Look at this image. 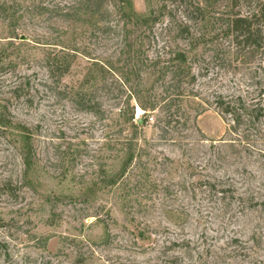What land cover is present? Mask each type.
Returning a JSON list of instances; mask_svg holds the SVG:
<instances>
[{
  "label": "trees",
  "instance_id": "obj_1",
  "mask_svg": "<svg viewBox=\"0 0 264 264\" xmlns=\"http://www.w3.org/2000/svg\"><path fill=\"white\" fill-rule=\"evenodd\" d=\"M144 1L149 10L140 15L134 0H0V21L10 22L0 37V129L6 139L11 133L27 142L23 158L30 166L35 135L16 121L13 108L34 107L35 80L53 99L101 118L102 99L116 103L118 121L134 131L114 147L121 146L117 158L128 163L132 215L157 211L165 220L152 227L132 224L134 240L147 254L141 264H225L238 257L239 226L249 213H264V0H226L215 16L203 0ZM23 21L42 23L48 36L50 23L61 28L56 38L39 42L26 27L18 33ZM29 40L46 48L42 59L23 54ZM27 62L44 69L46 78L20 72ZM78 62L79 74L68 80ZM210 62L241 76L232 91L197 89L210 74ZM136 105L145 111L142 119H135ZM209 110L227 123L226 138L208 140L198 128L186 133L188 123ZM148 113L156 114L162 131L158 143L174 145L178 157L153 153L144 135ZM93 204L84 218H97L107 235L87 248L72 239L77 264L89 263L94 246L121 243V233L102 219L104 207ZM111 212L107 218L118 227ZM250 240L262 248L255 231ZM5 248L0 238V252ZM96 264H103L100 257Z\"/></svg>",
  "mask_w": 264,
  "mask_h": 264
},
{
  "label": "rangeland",
  "instance_id": "obj_2",
  "mask_svg": "<svg viewBox=\"0 0 264 264\" xmlns=\"http://www.w3.org/2000/svg\"><path fill=\"white\" fill-rule=\"evenodd\" d=\"M203 1L211 16H215V11H220L226 2ZM134 3L140 15L148 12L149 6L144 0H134ZM8 24L10 22L0 21V37H4L7 30L4 25ZM209 24L216 25V28L219 26ZM20 25L22 27L18 33H22L26 27L31 36L28 37L39 42L45 36L56 38L58 28H61L59 24L50 23V26H54L48 30L51 33L48 36L44 34L45 26L40 28L42 23L23 21ZM24 46L23 54L31 61L42 59L46 52V48L31 40ZM7 48L16 51L14 46ZM206 54L210 52L206 51ZM212 63L209 76L200 78L197 89L214 87L224 92L232 91L230 89L241 76L224 71ZM77 64L68 80L79 74L81 62ZM19 71L30 75L37 73L39 78H46L45 70L35 62L25 63ZM35 85L39 94H36L34 107L16 103L13 108L16 121L29 126L35 135L30 166L25 164L23 158V148L25 144L28 145L27 142L11 133L6 139L4 131L0 129V219L6 225L0 228V238L6 244L5 250L0 252V264H77L78 257L70 242L72 239L82 242L87 248V242H100L107 235L104 224L97 218H84L87 213L84 211L90 208L91 203H94L92 207H104L102 219L111 225L113 233H121L122 239L118 246H94L95 255L91 256L88 264H96L99 257L103 264H141L147 254L134 240L132 224H142V227L145 223L150 226L151 223L164 225L165 220L157 211L149 217L132 215L128 204V163L117 158L120 154L116 150L121 146L114 147L123 143L124 138L133 135L134 131L126 127L122 120L118 121L116 103L106 98L102 99L106 115L101 118L80 112L69 101L53 99L51 94L37 85V80ZM144 112L136 105L135 119H142ZM191 115L193 118L195 112ZM147 125L144 135L153 153L178 157L174 145L158 143L162 131L158 127L156 114L148 113ZM195 128L212 141L226 138L228 130L227 123L213 110L204 112L196 121H190L186 133H195ZM124 167L125 175H119ZM133 167L134 164L129 169L134 171ZM8 183L10 185L6 187ZM90 190H94L93 193ZM108 209H112L111 215L118 227L107 218ZM249 214V219L239 226L241 245L237 248L238 257L226 259L225 264H264V213L258 210ZM123 226L126 228L123 229ZM207 226L212 227L210 224ZM254 231L262 238L261 249L250 240ZM164 239L161 236L160 240Z\"/></svg>",
  "mask_w": 264,
  "mask_h": 264
},
{
  "label": "bare ground",
  "instance_id": "obj_3",
  "mask_svg": "<svg viewBox=\"0 0 264 264\" xmlns=\"http://www.w3.org/2000/svg\"><path fill=\"white\" fill-rule=\"evenodd\" d=\"M139 113L142 114V113H141V110H139Z\"/></svg>",
  "mask_w": 264,
  "mask_h": 264
}]
</instances>
